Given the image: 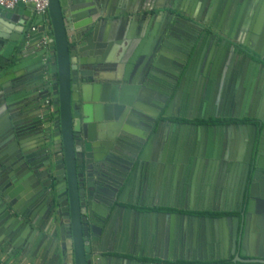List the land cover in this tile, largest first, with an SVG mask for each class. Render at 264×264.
I'll return each mask as SVG.
<instances>
[{
	"label": "water",
	"instance_id": "obj_1",
	"mask_svg": "<svg viewBox=\"0 0 264 264\" xmlns=\"http://www.w3.org/2000/svg\"><path fill=\"white\" fill-rule=\"evenodd\" d=\"M170 2L171 25L154 30L155 13ZM218 2L200 0L195 11L185 0H48L45 13L32 2L0 9V264H113L125 254L173 261L168 249L188 252L211 231L227 246L232 241L231 264H264V0H234L238 12L227 23L213 19L228 0ZM204 10L213 22L201 24L236 38L252 60L235 78L231 71L216 76L229 92L226 103L238 110L211 118L251 120L239 133L259 129L260 143L248 159L237 148L225 155L249 167L254 155L241 211L220 221L190 217L186 228L162 210L179 206L159 201L160 166L169 162V147L177 153L176 121L167 117L184 95L191 102L200 43L176 15L198 21ZM215 87H204L208 106ZM125 116L131 129L123 127ZM139 121L138 138L126 133ZM132 191L146 200L129 202ZM42 205L46 225L36 213ZM184 229L179 246L175 234Z\"/></svg>",
	"mask_w": 264,
	"mask_h": 264
},
{
	"label": "flooded vegetation",
	"instance_id": "obj_2",
	"mask_svg": "<svg viewBox=\"0 0 264 264\" xmlns=\"http://www.w3.org/2000/svg\"><path fill=\"white\" fill-rule=\"evenodd\" d=\"M222 4H224V1ZM199 6L200 0H185L184 8L195 11L201 7ZM218 6L221 5L218 4ZM237 6L234 0H228L225 6H221L222 15L214 14L213 19L225 18L226 23L233 20V13L238 12ZM166 7L155 13L157 17L154 16L153 27L155 26V29H153L156 31L165 30L171 25L170 16H174L171 9L172 2L166 4ZM176 16H180L186 21L185 24L180 23L184 29L183 31H187L186 33H189L193 40H200V43L192 61L194 80L191 84V90L193 91L191 102L189 104L185 103L184 95L181 101L176 103L169 111L171 116L167 117L168 121H176V136L173 145L176 146L177 153L169 147L170 149L165 154V158L169 162L166 160L161 163L160 173L165 178H163L162 188L164 192H162L159 201L179 206L180 208H163L162 210L179 216L180 222L184 223L187 228L190 217L220 221L241 211V199L245 183L247 182L248 185L252 180L254 155L251 159V167L246 163L247 161L237 164L233 161L232 163L225 158V155L237 148L238 152L244 151V157L248 159V151L252 147L253 150H256L260 142L259 129L256 132L255 129L248 130V135L245 134L244 137L239 133L238 126L248 124L251 121L249 119L211 118L214 113L220 114L238 110L237 107H230L226 103L229 92L227 88H224V82L221 83L217 80L218 78L215 79L216 76L222 75V73L227 75L231 71L230 73L235 78L240 72V66L247 65L249 67L252 60L245 57V52L236 38L229 37L222 30H213L214 28L201 24L205 20L213 22V20H210V12L199 11L196 15L198 21L187 15L179 14ZM247 56H250L259 64L252 52L248 53ZM206 72L207 74L214 73V78H212L213 76L209 77ZM214 83H216V96L214 97L213 94V101L208 106L209 102L205 100L207 95L205 88L207 85L208 89L210 84L213 85ZM130 122L128 117L125 116L123 127L128 126L131 129L130 125L127 124ZM133 125V132L126 133L138 138L139 131L144 128L143 122L139 121L136 125ZM170 144H172L171 141ZM133 148L131 149L136 150ZM117 149L121 151V145H117ZM135 152H131V155L134 156ZM135 176L138 180L142 179V165L138 168ZM258 181L260 180H257V186ZM127 199L131 203H142L146 200L141 194L133 191ZM38 209L36 210L39 215L38 218L42 225H46L49 213L48 207L45 208L42 205L41 209ZM136 216L138 215L136 214ZM135 217H132L130 221L133 229L136 228L137 234L140 235V227ZM175 237L176 241L180 243L179 246H182V243L186 242L188 231L185 229L180 230L175 234ZM207 237L199 247H192L188 252H179L177 251L179 249H177L176 253H166L165 256L173 258V261L145 257L136 259L129 256V254H125L128 259L120 258L113 264H231L233 259L231 255L232 241L227 246L224 240L219 241L218 235L212 231ZM130 248V245H128L126 250L129 251ZM133 251L143 253V250L137 247ZM227 256V260H216L219 257ZM70 263L72 264V261Z\"/></svg>",
	"mask_w": 264,
	"mask_h": 264
},
{
	"label": "built area",
	"instance_id": "obj_3",
	"mask_svg": "<svg viewBox=\"0 0 264 264\" xmlns=\"http://www.w3.org/2000/svg\"><path fill=\"white\" fill-rule=\"evenodd\" d=\"M19 2L35 4V10L38 13H45L48 8V0H0V9H12Z\"/></svg>",
	"mask_w": 264,
	"mask_h": 264
},
{
	"label": "crops",
	"instance_id": "obj_4",
	"mask_svg": "<svg viewBox=\"0 0 264 264\" xmlns=\"http://www.w3.org/2000/svg\"><path fill=\"white\" fill-rule=\"evenodd\" d=\"M90 17V13H86V15H83L82 16V19H88ZM157 17V16H156ZM253 71V70H252ZM24 233H25V231L24 232H22L20 235H19V238H22V237H24ZM168 252L169 253H174L175 252V250H173V249H168ZM29 260H26L25 261V263H27V264H29V262H28ZM14 264H17V263H14Z\"/></svg>",
	"mask_w": 264,
	"mask_h": 264
}]
</instances>
